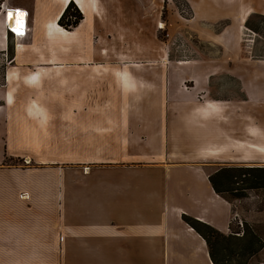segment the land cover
Listing matches in <instances>:
<instances>
[{
	"label": "crops",
	"instance_id": "0c3cea01",
	"mask_svg": "<svg viewBox=\"0 0 264 264\" xmlns=\"http://www.w3.org/2000/svg\"><path fill=\"white\" fill-rule=\"evenodd\" d=\"M181 1L0 0V264H212L182 214L229 233L208 174L264 166V0Z\"/></svg>",
	"mask_w": 264,
	"mask_h": 264
},
{
	"label": "trees",
	"instance_id": "16d2710c",
	"mask_svg": "<svg viewBox=\"0 0 264 264\" xmlns=\"http://www.w3.org/2000/svg\"><path fill=\"white\" fill-rule=\"evenodd\" d=\"M80 18V11L68 3L57 22L69 28ZM7 161L5 158L3 163ZM208 180L214 191L224 198L241 200L249 195L250 190L264 188V166L224 165L210 172ZM182 219L205 240L212 264H248L264 246V239L247 221L241 222L240 229L230 224V232L225 234L191 216L182 214Z\"/></svg>",
	"mask_w": 264,
	"mask_h": 264
},
{
	"label": "rangeland",
	"instance_id": "374dc122",
	"mask_svg": "<svg viewBox=\"0 0 264 264\" xmlns=\"http://www.w3.org/2000/svg\"><path fill=\"white\" fill-rule=\"evenodd\" d=\"M176 4L179 7L185 6L181 0H176ZM248 24L251 26L256 25L260 30L264 29V17L261 15H254L250 18ZM258 47L259 55H264V43L258 44ZM246 48L247 46L245 44L244 52H246ZM227 84H230V80L228 77L224 76L221 79V88H226ZM13 162L26 163L25 160H13ZM229 199L232 200L234 205V212H236L232 220L233 226L240 229L241 222L247 221L256 231V233L264 239V188L250 190L249 195L245 198H242L241 200H237L231 197H229Z\"/></svg>",
	"mask_w": 264,
	"mask_h": 264
},
{
	"label": "built area",
	"instance_id": "2783aa9c",
	"mask_svg": "<svg viewBox=\"0 0 264 264\" xmlns=\"http://www.w3.org/2000/svg\"><path fill=\"white\" fill-rule=\"evenodd\" d=\"M18 9H6V15H5V26H6V32H10L12 33V35H18L19 32H21V34L19 35H24L29 27H27V12L23 11L24 15L22 17H17L16 16V12ZM2 11V4H0V13ZM11 11L13 13L11 19L9 20V18L7 17V13ZM17 19L20 20V25H17ZM14 27H18V33L17 32H12L11 29Z\"/></svg>",
	"mask_w": 264,
	"mask_h": 264
},
{
	"label": "snow or ice",
	"instance_id": "6c2138e0",
	"mask_svg": "<svg viewBox=\"0 0 264 264\" xmlns=\"http://www.w3.org/2000/svg\"><path fill=\"white\" fill-rule=\"evenodd\" d=\"M12 15H13V13H12L11 11H9V12L7 13V17L9 18V20L11 19ZM23 15H24L23 12L17 10V12H16V16H17V17H22ZM17 25H18V26L20 25V20H19V19H17ZM11 31H12V32H17V33H18V27H14V28H12Z\"/></svg>",
	"mask_w": 264,
	"mask_h": 264
}]
</instances>
